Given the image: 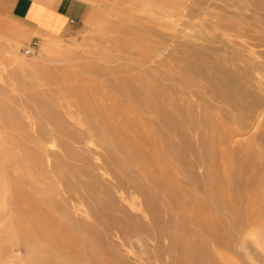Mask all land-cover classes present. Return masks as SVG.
I'll list each match as a JSON object with an SVG mask.
<instances>
[{
	"label": "rangeland",
	"instance_id": "rangeland-1",
	"mask_svg": "<svg viewBox=\"0 0 264 264\" xmlns=\"http://www.w3.org/2000/svg\"><path fill=\"white\" fill-rule=\"evenodd\" d=\"M256 2L106 0L9 54L0 264H264ZM221 66L255 105L212 85Z\"/></svg>",
	"mask_w": 264,
	"mask_h": 264
},
{
	"label": "crops",
	"instance_id": "crops-1",
	"mask_svg": "<svg viewBox=\"0 0 264 264\" xmlns=\"http://www.w3.org/2000/svg\"><path fill=\"white\" fill-rule=\"evenodd\" d=\"M105 1L0 0V90L10 53H19L33 43L36 49L50 37L72 34L92 5Z\"/></svg>",
	"mask_w": 264,
	"mask_h": 264
},
{
	"label": "bare ground",
	"instance_id": "bare-ground-1",
	"mask_svg": "<svg viewBox=\"0 0 264 264\" xmlns=\"http://www.w3.org/2000/svg\"><path fill=\"white\" fill-rule=\"evenodd\" d=\"M254 1V0H253ZM257 1V0H256ZM262 2L264 3V1H260V0H258V2H256V7L258 6L257 4L259 3L260 5H259V7L260 6H262L261 4H262ZM224 3V2H223ZM225 4H227V3H225ZM261 8V7H260ZM223 24V23H222ZM231 25V24H230ZM233 25V24H232ZM231 25V26H232ZM227 26H228V23H227ZM235 27V26H234ZM230 27H228V29H229ZM232 28V27H231ZM236 29V28H235ZM261 29V28H260ZM233 30V31H232ZM231 31L232 32H234L235 30L234 29H231ZM240 31V30H239ZM201 51H202V49H201ZM202 53H203V55L204 56H207L203 51H202ZM208 57H211V56H208ZM223 66H221V68H222ZM223 68H225V67H223ZM222 68V71H221V80H219L218 79V81H216L215 80V82L212 84L214 87H221V89H222V87H223V90H225L226 91V93L228 92L229 94H235L236 96H238V97H240L241 99H244V101H243V103L244 102H246V99H250L251 100V103H253L254 105L256 104V102H257V99L254 97H252L249 93H248V91H247V89H246V87H245V85L242 83V81L241 80H239L240 78H239V76H240V73H238L239 75H237L236 74V72L234 71V70H231V69H223ZM233 69V68H232ZM235 70H237V69H235ZM238 71V70H237ZM239 72V71H238ZM228 76V77H227ZM241 77V76H240ZM244 77V76H243ZM222 92V91H221ZM253 95V94H252ZM234 97V96H233ZM257 97V96H256ZM258 98V97H257ZM238 103V102H237ZM248 103V102H247ZM239 105V104H238ZM245 105H247V104H245ZM240 106H241V104H240ZM244 106V105H243ZM257 106V105H256ZM249 107H250V105H249ZM240 109H242L241 107H240ZM244 109H246V108H244ZM243 109V110H244ZM247 109H248V107H247Z\"/></svg>",
	"mask_w": 264,
	"mask_h": 264
},
{
	"label": "built area",
	"instance_id": "built-area-1",
	"mask_svg": "<svg viewBox=\"0 0 264 264\" xmlns=\"http://www.w3.org/2000/svg\"><path fill=\"white\" fill-rule=\"evenodd\" d=\"M35 47H36V43H33L31 46L26 47L23 50L24 55L26 56L33 55Z\"/></svg>",
	"mask_w": 264,
	"mask_h": 264
}]
</instances>
